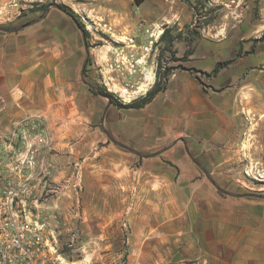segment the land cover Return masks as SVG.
Instances as JSON below:
<instances>
[{
  "label": "crops",
  "instance_id": "0c3cea01",
  "mask_svg": "<svg viewBox=\"0 0 264 264\" xmlns=\"http://www.w3.org/2000/svg\"><path fill=\"white\" fill-rule=\"evenodd\" d=\"M0 12V134L46 122L65 185L39 205L45 215L75 207L92 252L125 244L130 264H264V197L220 191L206 167L237 137L234 96L173 72L145 107L116 106L85 83L83 36L66 15L19 24L15 0Z\"/></svg>",
  "mask_w": 264,
  "mask_h": 264
},
{
  "label": "rangeland",
  "instance_id": "374dc122",
  "mask_svg": "<svg viewBox=\"0 0 264 264\" xmlns=\"http://www.w3.org/2000/svg\"><path fill=\"white\" fill-rule=\"evenodd\" d=\"M15 2L19 24L39 22L54 10L77 25L84 42L85 83L103 101L113 103L107 95L113 93L114 105L129 104L146 95L154 86L153 77L165 84L173 72L194 75L211 94L234 96L237 137L227 144V151L223 147L227 159L222 164L213 158L206 167L220 171L211 177L230 193L264 197V0ZM62 6L79 15L85 30ZM3 13L0 26L7 24ZM166 28L170 34L160 40ZM148 76L151 84L139 90ZM65 211L58 224L50 222L70 263L130 264L125 244L117 243L113 255L106 250L93 253L92 241L82 234L83 229L91 231L92 224H81L75 207ZM115 227L125 235L130 232L129 226Z\"/></svg>",
  "mask_w": 264,
  "mask_h": 264
},
{
  "label": "built area",
  "instance_id": "2783aa9c",
  "mask_svg": "<svg viewBox=\"0 0 264 264\" xmlns=\"http://www.w3.org/2000/svg\"><path fill=\"white\" fill-rule=\"evenodd\" d=\"M51 149L44 119L0 134V264H72L50 222L58 216L39 208L65 185L53 179Z\"/></svg>",
  "mask_w": 264,
  "mask_h": 264
},
{
  "label": "trees",
  "instance_id": "16d2710c",
  "mask_svg": "<svg viewBox=\"0 0 264 264\" xmlns=\"http://www.w3.org/2000/svg\"><path fill=\"white\" fill-rule=\"evenodd\" d=\"M135 2L140 5L142 4L143 0H135ZM62 8L65 10V12H67L68 14H70V16L78 23L80 24L81 28L85 30L84 24L81 20V18L79 17L78 14H76L73 10H71L70 8L66 7V6H62ZM170 34L169 29H164L162 35L160 36V40H164L168 35ZM264 39V34L261 37V40ZM166 83H161V79L157 80L154 84V86L147 91L146 95L136 99L135 101L129 103V104H123V103H117L116 106L122 107V108H133V109H140L145 107L147 104H149L155 97L156 95L163 91L166 88V84L168 81V78H165ZM107 95L110 97V99L112 100L113 104H114V95L113 93H107Z\"/></svg>",
  "mask_w": 264,
  "mask_h": 264
},
{
  "label": "water",
  "instance_id": "95a60500",
  "mask_svg": "<svg viewBox=\"0 0 264 264\" xmlns=\"http://www.w3.org/2000/svg\"><path fill=\"white\" fill-rule=\"evenodd\" d=\"M121 146H123V147H125L126 149H129V150H132V149H130V148H128V147H126V146H124V145H121ZM133 151V150H132ZM135 152V151H134ZM191 156V155H190ZM192 157V156H191ZM208 178L214 183V185H216L217 186V184L215 183V181L213 180V178L211 177V176H209L208 175ZM218 187V186H217ZM218 189L220 190V191H222V192H224V193H227V194H230V195H232V193H230V192H227V191H225V190H223V189H221L220 187H218Z\"/></svg>",
  "mask_w": 264,
  "mask_h": 264
},
{
  "label": "bare ground",
  "instance_id": "6f19581e",
  "mask_svg": "<svg viewBox=\"0 0 264 264\" xmlns=\"http://www.w3.org/2000/svg\"><path fill=\"white\" fill-rule=\"evenodd\" d=\"M255 45V44H254ZM152 82V77L148 76L147 83L139 87V90H144Z\"/></svg>",
  "mask_w": 264,
  "mask_h": 264
}]
</instances>
